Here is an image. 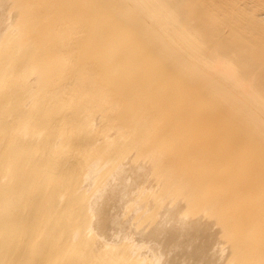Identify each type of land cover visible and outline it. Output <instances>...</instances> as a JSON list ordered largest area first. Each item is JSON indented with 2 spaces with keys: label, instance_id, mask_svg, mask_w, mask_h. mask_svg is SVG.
Segmentation results:
<instances>
[{
  "label": "bare ground",
  "instance_id": "6f19581e",
  "mask_svg": "<svg viewBox=\"0 0 264 264\" xmlns=\"http://www.w3.org/2000/svg\"><path fill=\"white\" fill-rule=\"evenodd\" d=\"M0 264H264V0H0Z\"/></svg>",
  "mask_w": 264,
  "mask_h": 264
}]
</instances>
